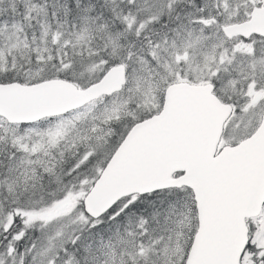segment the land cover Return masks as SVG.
Returning <instances> with one entry per match:
<instances>
[{
	"label": "snow or ice",
	"instance_id": "1",
	"mask_svg": "<svg viewBox=\"0 0 264 264\" xmlns=\"http://www.w3.org/2000/svg\"><path fill=\"white\" fill-rule=\"evenodd\" d=\"M0 264H264V0H0Z\"/></svg>",
	"mask_w": 264,
	"mask_h": 264
}]
</instances>
